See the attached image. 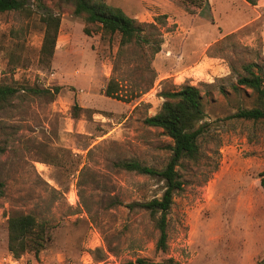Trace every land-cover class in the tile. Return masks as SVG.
Wrapping results in <instances>:
<instances>
[{"label": "rangeland", "instance_id": "obj_1", "mask_svg": "<svg viewBox=\"0 0 264 264\" xmlns=\"http://www.w3.org/2000/svg\"><path fill=\"white\" fill-rule=\"evenodd\" d=\"M105 1L140 22L165 15L160 51L151 57L149 47L130 44L118 57L116 37L84 34L82 15L58 10L55 0L0 12V85L17 89L0 107V264H126L140 257L256 264L264 258V119L234 114L256 105V94L237 85L246 66L264 79V0H203L199 8L180 0ZM46 10L61 19L48 59L40 52ZM110 77L124 91L144 93L130 102L109 98ZM183 84L200 89L205 128L198 159L176 167L183 189L173 196L161 251L149 212L128 204L161 197L165 181L118 162L158 170L167 164L173 141L144 118L159 110L162 91ZM17 213L47 226L37 257L15 259L7 249V218Z\"/></svg>", "mask_w": 264, "mask_h": 264}, {"label": "trees", "instance_id": "obj_2", "mask_svg": "<svg viewBox=\"0 0 264 264\" xmlns=\"http://www.w3.org/2000/svg\"><path fill=\"white\" fill-rule=\"evenodd\" d=\"M43 0H34L37 6L44 7ZM185 5L201 7L203 0H180ZM254 5L257 0H244ZM29 0H0V12L5 11H26ZM58 10L71 8L75 15H82L84 26L83 33L91 35L100 32L102 36L111 41L117 38V56H121L124 49L130 44L140 47H149L151 57L161 49L162 35L159 25L165 22V15H157L154 22H140L127 15L120 7L111 5L105 0H55ZM40 20L44 25V35L40 52L46 59L51 58L54 52L55 43L60 26V16L51 11H44ZM150 27L157 30L158 37L152 38L145 33V28ZM153 35V33H151ZM247 74L237 79V85L251 89L256 94V105L252 108L240 109L234 116L243 119L258 120L264 119V79L253 69L251 65L246 66ZM237 87V86H235ZM28 92L33 94L48 93L49 89H42L36 86H24ZM54 93L59 87L53 88ZM17 92L16 87L0 85V107L11 99ZM144 92L124 91L118 80L110 77L105 85L104 94L113 99L130 102L141 96ZM163 98L159 110L144 118L147 126L160 128L173 141L172 154L167 164L160 170L141 164L136 160H122L118 165L127 170L149 176H159L165 181V190L161 197H154L146 202L131 203V208L139 205L149 212L154 226L158 230V238L155 243L156 249L165 251L167 249V214L173 203V196L183 189V182L176 169L183 159L197 160L199 157V146L197 139L204 132V123L201 120L205 117L204 106L200 89L191 84H183L179 88L162 91ZM3 147L0 146V154ZM259 183L264 190V171L258 174ZM3 184L0 182V196L2 195ZM48 239L47 226L45 222H39L31 213H17L7 218V249L15 259L25 253L32 252L37 257L44 248ZM126 264H177L172 258L161 262H153L147 258L140 257L134 261H127ZM256 264H264V258Z\"/></svg>", "mask_w": 264, "mask_h": 264}, {"label": "built area", "instance_id": "obj_3", "mask_svg": "<svg viewBox=\"0 0 264 264\" xmlns=\"http://www.w3.org/2000/svg\"><path fill=\"white\" fill-rule=\"evenodd\" d=\"M68 199H69V201H70V200H71V197L69 196ZM71 203H73V200L71 201Z\"/></svg>", "mask_w": 264, "mask_h": 264}, {"label": "crops", "instance_id": "obj_4", "mask_svg": "<svg viewBox=\"0 0 264 264\" xmlns=\"http://www.w3.org/2000/svg\"><path fill=\"white\" fill-rule=\"evenodd\" d=\"M62 48H64V45L62 46Z\"/></svg>", "mask_w": 264, "mask_h": 264}]
</instances>
